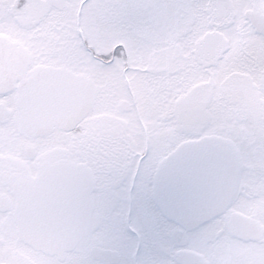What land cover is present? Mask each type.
I'll list each match as a JSON object with an SVG mask.
<instances>
[{"label":"snow or ice","instance_id":"snow-or-ice-1","mask_svg":"<svg viewBox=\"0 0 264 264\" xmlns=\"http://www.w3.org/2000/svg\"><path fill=\"white\" fill-rule=\"evenodd\" d=\"M0 264H264V0H0Z\"/></svg>","mask_w":264,"mask_h":264}]
</instances>
